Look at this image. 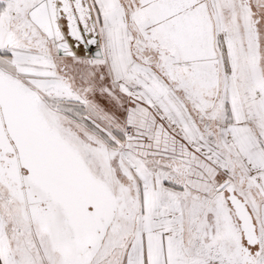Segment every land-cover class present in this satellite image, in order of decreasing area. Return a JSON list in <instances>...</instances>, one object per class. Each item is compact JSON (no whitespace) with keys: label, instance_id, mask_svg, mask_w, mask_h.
I'll return each instance as SVG.
<instances>
[{"label":"snow or ice","instance_id":"snow-or-ice-1","mask_svg":"<svg viewBox=\"0 0 264 264\" xmlns=\"http://www.w3.org/2000/svg\"><path fill=\"white\" fill-rule=\"evenodd\" d=\"M0 264H264V0H0Z\"/></svg>","mask_w":264,"mask_h":264}]
</instances>
